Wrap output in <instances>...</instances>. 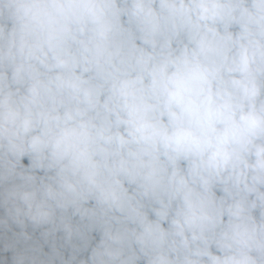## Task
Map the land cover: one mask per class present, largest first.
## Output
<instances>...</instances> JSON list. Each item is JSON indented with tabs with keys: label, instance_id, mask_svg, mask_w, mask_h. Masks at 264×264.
<instances>
[{
	"label": "clouds",
	"instance_id": "clouds-1",
	"mask_svg": "<svg viewBox=\"0 0 264 264\" xmlns=\"http://www.w3.org/2000/svg\"><path fill=\"white\" fill-rule=\"evenodd\" d=\"M0 264H264V0H0Z\"/></svg>",
	"mask_w": 264,
	"mask_h": 264
}]
</instances>
